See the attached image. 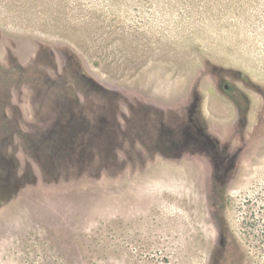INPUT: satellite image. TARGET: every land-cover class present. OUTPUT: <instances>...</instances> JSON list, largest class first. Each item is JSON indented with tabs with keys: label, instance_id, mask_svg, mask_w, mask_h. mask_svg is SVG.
<instances>
[{
	"label": "rangeland",
	"instance_id": "1",
	"mask_svg": "<svg viewBox=\"0 0 264 264\" xmlns=\"http://www.w3.org/2000/svg\"><path fill=\"white\" fill-rule=\"evenodd\" d=\"M0 264H264V0H0Z\"/></svg>",
	"mask_w": 264,
	"mask_h": 264
},
{
	"label": "trees",
	"instance_id": "2",
	"mask_svg": "<svg viewBox=\"0 0 264 264\" xmlns=\"http://www.w3.org/2000/svg\"><path fill=\"white\" fill-rule=\"evenodd\" d=\"M84 77H85V76H84ZM74 87H75V85H74ZM70 89H71V92H73L72 94H73V98H74V99H73L74 105L76 104L75 106L78 107V102H79V101H78V99H76L75 90H73V87H71ZM76 110H78V109H76ZM81 113H82V112L74 111V114H73V111H71V114H72V115H71V116H72V120H73V117H74V120H73V121L78 120V119H79L78 117H81V115H80ZM65 136H66V135H65ZM69 136H70V134L67 135L66 137L69 138Z\"/></svg>",
	"mask_w": 264,
	"mask_h": 264
}]
</instances>
